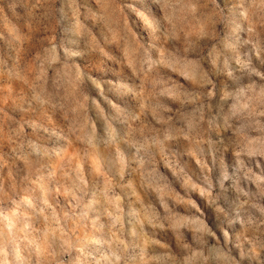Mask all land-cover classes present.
Instances as JSON below:
<instances>
[{
  "label": "rangeland",
  "instance_id": "1",
  "mask_svg": "<svg viewBox=\"0 0 264 264\" xmlns=\"http://www.w3.org/2000/svg\"><path fill=\"white\" fill-rule=\"evenodd\" d=\"M0 264H264V0H0Z\"/></svg>",
  "mask_w": 264,
  "mask_h": 264
}]
</instances>
